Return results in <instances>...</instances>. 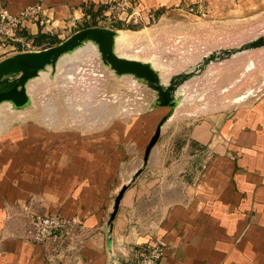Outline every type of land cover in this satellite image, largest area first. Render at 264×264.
<instances>
[{"label": "crops", "instance_id": "obj_1", "mask_svg": "<svg viewBox=\"0 0 264 264\" xmlns=\"http://www.w3.org/2000/svg\"><path fill=\"white\" fill-rule=\"evenodd\" d=\"M37 1L0 0V7L17 13ZM104 2L42 0L43 16L27 20L18 36L41 50L81 28L110 26L117 35L147 29V40L164 46L173 38L179 44L189 21L203 16L235 20L264 11V0H131L138 23L125 15L107 22ZM19 51V42L0 40V60ZM168 56L124 57L150 63L164 84L171 68L161 73L155 63L183 60ZM34 91L37 102L27 91L31 102L22 109L0 104V264H132L155 236L165 241L159 264H264V91L185 122L178 136L169 133L173 110L154 102L88 128L45 116L43 93ZM54 212L76 223L52 250L33 241L32 225Z\"/></svg>", "mask_w": 264, "mask_h": 264}, {"label": "rangeland", "instance_id": "obj_2", "mask_svg": "<svg viewBox=\"0 0 264 264\" xmlns=\"http://www.w3.org/2000/svg\"><path fill=\"white\" fill-rule=\"evenodd\" d=\"M203 18L189 21V30L179 44V39L174 38L164 46L153 39L147 40L151 33L147 29L137 33L121 31L116 37L115 49L123 56L146 59L163 51L170 59H183L155 63L161 67V73L164 72L162 67L171 68L166 71V77L192 71L174 93L177 104L171 109L173 126L172 132L169 131L174 136L183 132L185 122L229 109L264 91V44L240 47L264 37V11L235 20ZM223 50L230 52L226 54ZM210 53L223 55H216L203 67H197L203 56ZM42 72L36 79L28 81L27 91L32 92L33 102L40 97L34 90L43 93L40 102L47 109L41 113L53 120L85 124L90 128L104 125L122 113L128 115L149 108L156 100V92L144 80L129 74L117 75L104 65L96 44L90 41L63 55L55 67L47 66ZM56 105L61 106L59 111L50 109ZM59 114L60 118H57Z\"/></svg>", "mask_w": 264, "mask_h": 264}, {"label": "water", "instance_id": "obj_3", "mask_svg": "<svg viewBox=\"0 0 264 264\" xmlns=\"http://www.w3.org/2000/svg\"><path fill=\"white\" fill-rule=\"evenodd\" d=\"M116 35L117 31L111 28L88 26L73 32L66 39L50 47L41 50L19 51L4 57L0 60V104L6 102L15 109H22L29 105L31 100L27 92L28 81L36 77L47 66L55 67L60 57L90 41L96 44L104 65L110 67L117 75L129 74L139 80H144L147 86L156 92L154 105L173 109L177 104L174 96L175 90L178 84L185 80L192 71L176 74L170 77L166 84H163L158 71L150 63L121 56L115 51ZM262 44H264V37H258L240 47H256ZM229 52L230 50H223V53ZM216 55L221 57L223 54L210 53L203 57L201 64L197 67H203L209 60L215 59ZM168 116L165 114L161 117L148 141L144 150L143 165H146L150 150L159 138L161 125ZM139 172L140 170L135 175ZM125 188L122 186L115 197L110 221L113 220L117 212Z\"/></svg>", "mask_w": 264, "mask_h": 264}, {"label": "built area", "instance_id": "obj_4", "mask_svg": "<svg viewBox=\"0 0 264 264\" xmlns=\"http://www.w3.org/2000/svg\"><path fill=\"white\" fill-rule=\"evenodd\" d=\"M104 4L100 18L107 22L116 21L123 15L127 22L138 23L141 20V15L132 7L131 0H105ZM43 12L42 0L21 8L17 13L10 12L5 6L0 7V40L19 42L20 48L24 51L34 49V42L30 38L19 37L18 32L26 31L25 22L36 20L43 16ZM49 23L52 24V21ZM75 223V217H65L59 212L38 215L33 219L32 239L41 246H51L52 250H55V247L67 236H72L70 231ZM164 247V239L161 236H155L143 246L142 252L132 264H159ZM62 250L57 251L54 257L61 256Z\"/></svg>", "mask_w": 264, "mask_h": 264}, {"label": "bare ground", "instance_id": "obj_5", "mask_svg": "<svg viewBox=\"0 0 264 264\" xmlns=\"http://www.w3.org/2000/svg\"><path fill=\"white\" fill-rule=\"evenodd\" d=\"M168 80H169V79H168ZM167 82H168V81H167ZM167 82H166V83H167ZM166 83H164V84H166Z\"/></svg>", "mask_w": 264, "mask_h": 264}]
</instances>
